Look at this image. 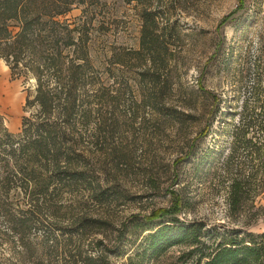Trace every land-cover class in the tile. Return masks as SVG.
<instances>
[{
  "label": "rangeland",
  "instance_id": "374dc122",
  "mask_svg": "<svg viewBox=\"0 0 264 264\" xmlns=\"http://www.w3.org/2000/svg\"><path fill=\"white\" fill-rule=\"evenodd\" d=\"M147 7L157 12L170 53L168 70L162 72L169 81L161 98L165 114L146 105L148 86L139 72L147 67L132 54L140 47L143 6L100 0L89 11V48L107 87L98 102V132L84 147L116 197L84 207L67 196L57 219L44 222L46 233L55 231L56 238L34 230L29 238L33 250L21 245L4 219L0 264H196L184 244L159 256L144 254L142 237L128 231L138 219L150 217L199 220L210 231L238 227L264 232V179L255 175L262 158L247 157L241 148L230 157L228 132L239 121L252 76L244 77L246 69L237 76L216 61L239 41L251 54L264 43V0H152ZM81 15L82 9L75 8L66 18ZM120 60L128 65L115 62ZM28 86L23 78L14 79L0 59V122L11 132H20ZM250 172L248 198L235 207L232 179ZM84 215L101 223L79 235L69 227ZM86 255L100 259L86 260Z\"/></svg>",
  "mask_w": 264,
  "mask_h": 264
},
{
  "label": "trees",
  "instance_id": "16d2710c",
  "mask_svg": "<svg viewBox=\"0 0 264 264\" xmlns=\"http://www.w3.org/2000/svg\"><path fill=\"white\" fill-rule=\"evenodd\" d=\"M125 1L143 6L140 47L132 54L142 58L147 67L139 72L140 81L148 86L144 90L146 105L165 114L161 98L166 97L169 81L162 72L168 70L170 53L158 29V14L147 7L152 0ZM99 2L0 0V59L6 61L14 79L29 83L20 132H11L0 122V222L5 219L10 223L27 250L35 248L29 240L34 230L44 231L53 240L56 232L46 233L49 226L44 222L57 219L67 196L71 203L87 207L89 201L105 204L117 194L112 187H105L84 147L98 132V102L107 87L105 72L93 62L89 48V11ZM75 8H81L82 15L70 21L66 15ZM216 61L221 67L229 66L237 76L243 69L244 77L251 73L252 84L245 88L249 94L237 113L239 121L228 131L232 137L230 157L241 148L247 157L262 158L255 175L264 179V43L251 54L239 41ZM238 62L244 67L235 65ZM158 85L159 91L155 90ZM250 175L252 172L232 179L230 197L235 207L248 198ZM44 212L51 216H38ZM77 220L69 228L79 235H87L101 223L85 215ZM138 220L128 232L142 237L144 254L159 256L184 244L196 264H264V232L238 227L210 231L202 221L178 217ZM98 258L85 256L90 261Z\"/></svg>",
  "mask_w": 264,
  "mask_h": 264
}]
</instances>
